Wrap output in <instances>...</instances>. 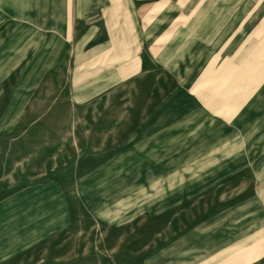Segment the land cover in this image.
<instances>
[{
	"label": "crops",
	"instance_id": "1",
	"mask_svg": "<svg viewBox=\"0 0 264 264\" xmlns=\"http://www.w3.org/2000/svg\"><path fill=\"white\" fill-rule=\"evenodd\" d=\"M253 1L0 0V146L12 130V151L50 155L39 182L7 170L21 150L0 156V186L18 178L3 208L16 237L1 259L68 225L69 178L123 179L143 195L135 208L178 221L199 204L212 219L261 217L264 54L244 36Z\"/></svg>",
	"mask_w": 264,
	"mask_h": 264
},
{
	"label": "rangeland",
	"instance_id": "2",
	"mask_svg": "<svg viewBox=\"0 0 264 264\" xmlns=\"http://www.w3.org/2000/svg\"><path fill=\"white\" fill-rule=\"evenodd\" d=\"M249 4L258 14L246 26L251 31L245 33V40L258 41L264 54V0ZM43 85L38 91L42 96L34 102L37 107L45 104ZM25 100L22 98V105ZM12 133L6 130L2 135L6 144L2 149L0 146V156L7 153L11 160L19 149L21 159L18 163H6L10 166L7 170H12V165L23 167L28 169L27 180H44L39 174L46 164L44 159L50 155L39 152V157L35 153L45 147L22 144L12 151V143L7 144L12 142ZM261 150L264 152V145ZM53 164L51 168L55 169ZM14 179L6 175L2 179L5 183L0 186V246L1 242L11 243L16 237L15 220L3 209L8 207L5 202L16 193ZM135 182L140 185V179ZM131 189L134 187L125 186L123 179L93 176L66 179L68 225L11 257L0 258V264H264V241L253 240L255 227L264 236V211L259 219L253 218L254 211L242 208L230 209L226 218H221L219 213L212 219L201 216L208 210L204 209L205 204H199L197 210L183 211L178 221L173 219L172 209L147 212L135 208L143 195L130 192ZM110 191L112 199L108 196ZM105 200L108 202L104 203ZM93 201L103 203L92 208Z\"/></svg>",
	"mask_w": 264,
	"mask_h": 264
}]
</instances>
